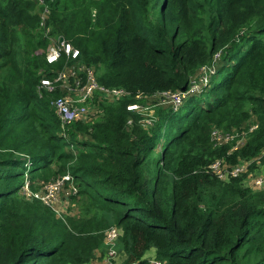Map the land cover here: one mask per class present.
<instances>
[{
    "label": "trees",
    "instance_id": "16d2710c",
    "mask_svg": "<svg viewBox=\"0 0 264 264\" xmlns=\"http://www.w3.org/2000/svg\"><path fill=\"white\" fill-rule=\"evenodd\" d=\"M60 38L77 53L62 48L50 63ZM66 66L90 67L126 94L96 91V115L62 128L52 102L66 91L41 80ZM203 66L215 67L207 91L177 110L155 105L143 125L127 109L187 90ZM213 127L246 131L243 145L215 146ZM262 151L264 0H0V264H88L111 226L122 264H149L150 248L164 264H264V187L248 184L264 170ZM257 157L225 181L208 169ZM66 173L76 213L21 194L26 180L35 190Z\"/></svg>",
    "mask_w": 264,
    "mask_h": 264
},
{
    "label": "built area",
    "instance_id": "2783aa9c",
    "mask_svg": "<svg viewBox=\"0 0 264 264\" xmlns=\"http://www.w3.org/2000/svg\"><path fill=\"white\" fill-rule=\"evenodd\" d=\"M50 47V46H49ZM47 51V61L54 62L59 56L62 48H64L65 53L72 52L74 56L77 51L72 50L70 46L64 41H59V43L54 42L52 47ZM218 58V54L215 55ZM79 70L83 72V76L79 75ZM215 72V67H202L200 70V75L196 79H193L189 88L184 91H174V92H162L156 96H164L166 99H169V105L177 110L178 107L182 104V101L191 93H201L200 88L202 82L206 81L207 76ZM41 84L44 85L48 91H54L56 88H61L63 91H66L67 94L59 96L54 99L53 105L56 109V113L60 119L61 127L64 128L66 125L71 124L75 121H86L93 118L96 115V111L93 106H90L88 100L91 99L93 94L101 92L106 99L109 101H115L120 98L122 95L126 94L125 90L121 87H112L101 85L98 83L94 70L90 67L80 66L78 69L76 67H69L68 69L64 68L61 70L53 80H41ZM164 103V101H159ZM140 104L132 103L127 106L128 110H137L140 109ZM147 122V121H146ZM257 124H250L248 126V131H252L256 128ZM244 130L238 131L232 129L230 131H224L219 127H213L211 129V139L215 146H222L224 144L231 143V148L228 150L229 153L240 148L244 143V138L247 133ZM264 153V151H262ZM261 152V153H262ZM262 153V154H263ZM260 157L255 159H250V161L240 160L232 165L225 163L222 159H216L210 163L208 169L214 173L220 180H228L230 177H237L241 173L247 170V166L250 165L252 161L258 160ZM257 164V169L262 168ZM72 177L69 173L63 174L60 177L52 179L45 183H40L39 187L33 190L30 186L29 181H25L21 187V194L28 199H38L44 204L50 206L57 214H59V207H55V204L59 202V196L62 191L65 190L67 194L71 197L77 193V188L72 181ZM248 184L256 189H261L264 187V170L254 171L250 173V178L248 179ZM121 234V229L116 226H111L104 232V244L106 245L105 253L95 261H92L88 264H115L117 250L115 248L116 241ZM149 264H164L163 261L150 258Z\"/></svg>",
    "mask_w": 264,
    "mask_h": 264
},
{
    "label": "rangeland",
    "instance_id": "374dc122",
    "mask_svg": "<svg viewBox=\"0 0 264 264\" xmlns=\"http://www.w3.org/2000/svg\"><path fill=\"white\" fill-rule=\"evenodd\" d=\"M37 10H38V12H40L39 13V15H40V25L43 26L44 25V21H45V15H46L45 9L41 5H37ZM49 39L52 42L51 36H49ZM52 44H54V42L50 44V47H52ZM20 51L21 50H19V52ZM47 51L45 53L46 55H47ZM39 53H42V48H38L36 50L28 49V50H26V52L25 51L23 52V55L29 61L33 57V55H37ZM66 65H69V64L66 63ZM69 67L70 66H66V69H68ZM222 76H223V73H221L220 75L215 77V80H218ZM196 77H194L193 79H195ZM210 80H211L210 77L207 76L206 81L202 82V85H201V88H200L201 92L205 93L207 91V89H208V87L210 85ZM60 90L62 92V87L60 88ZM63 90H65V89H63ZM66 94H67V92H66ZM205 96H206V94H205ZM160 100L164 101V103L159 102ZM141 101L142 102H141V106H140V109H139V113L142 115L143 125H148L147 122H146V121H148L147 117H148V115L150 116L153 113V111H155V108L157 106H160V107H168L169 106V102H168L169 99L167 100L166 97H164V96H156V97H150V98L146 97L145 99H142ZM52 105H53V102H52ZM155 105H157V106H155ZM53 107H54V105H53ZM54 110L56 112L55 107H54ZM60 125H61V122H60ZM59 131H60V133H62L61 130H59ZM65 190H67V189H65ZM65 190L62 191V193L60 194L59 202L55 204V207H59V209H60L59 214H57V213L56 214L60 215V216H62L65 213L73 214V213H76L78 211V206L75 203H73L72 200H70V196L67 194V192ZM154 255H155V250L153 248H150L144 253L143 257L148 259V258H153ZM122 260H123V257L121 258V255L117 252L115 264H122V262H121Z\"/></svg>",
    "mask_w": 264,
    "mask_h": 264
},
{
    "label": "water",
    "instance_id": "95a60500",
    "mask_svg": "<svg viewBox=\"0 0 264 264\" xmlns=\"http://www.w3.org/2000/svg\"><path fill=\"white\" fill-rule=\"evenodd\" d=\"M63 39L62 38H60V41H62Z\"/></svg>",
    "mask_w": 264,
    "mask_h": 264
}]
</instances>
